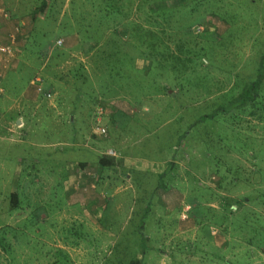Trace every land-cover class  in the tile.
<instances>
[{"label":"rangeland","instance_id":"rangeland-1","mask_svg":"<svg viewBox=\"0 0 264 264\" xmlns=\"http://www.w3.org/2000/svg\"><path fill=\"white\" fill-rule=\"evenodd\" d=\"M0 14V264H264V0Z\"/></svg>","mask_w":264,"mask_h":264},{"label":"crops","instance_id":"crops-1","mask_svg":"<svg viewBox=\"0 0 264 264\" xmlns=\"http://www.w3.org/2000/svg\"><path fill=\"white\" fill-rule=\"evenodd\" d=\"M3 4V0H0V5H2ZM1 14H0V35H3L6 31H7V28H5V24H6V22L1 18ZM11 36V35H10ZM10 38H12V37H10ZM10 38H9V40H10ZM2 40H4V39H2ZM14 46V49H15V53H14V56L13 57H11L10 59H7V57H5L6 58V66H7V68H12V67H14V66H17L18 65V60H16V58L20 55H18V53H17V50L19 51L20 50V48H22V44H15V45H13ZM0 59H1V54H0ZM1 68H2V64H0V71H1ZM9 69H7L6 70V72L5 73H7V71L9 70ZM5 75V74H4ZM4 75H3V77H4ZM2 78V77H1ZM0 78V81L2 80ZM0 88H2V86L0 85ZM6 89V88H5ZM2 92H3V89H2ZM1 93V92H0ZM2 94V93H1ZM23 94H24V92L22 93V97H20V99H19V101H18V104L16 105V103H14V104H11L10 103V95H8V96H5V95H2V97H1V95H0V116H2L3 115V112L6 110H14V116H15V120H16V128H23V126H24V120H23V118H22V116H24V115H22L21 113L19 114V115H17V112H19L20 110H22V112H23V108H24V106H23V102H24V104L26 103V104H29V103H32V101L31 100H26V99H23ZM24 100V101H23ZM34 103V102H33ZM4 105V107H2L1 105ZM20 105V106H19ZM33 105V104H32ZM7 107V108H6ZM15 107V108H14ZM18 107H20V108H18ZM4 110H2V109ZM6 108V109H5ZM33 111H35V110H33ZM13 118V117H12ZM22 118V119H21ZM98 134H100L98 131H96ZM24 137V136H23ZM103 165H105V166H107L106 164H103ZM69 197H71L72 198V193H69ZM74 200H76V199H74ZM74 202V201H73ZM186 206H188L189 207V205H186ZM185 207V206H184ZM189 210V209H188ZM88 212L89 211H87L86 213H85V215L84 216H87V214H88ZM93 214H95L94 212H92ZM89 216V215H88ZM185 219V218H184ZM98 226V225H97Z\"/></svg>","mask_w":264,"mask_h":264},{"label":"built area","instance_id":"built-area-1","mask_svg":"<svg viewBox=\"0 0 264 264\" xmlns=\"http://www.w3.org/2000/svg\"><path fill=\"white\" fill-rule=\"evenodd\" d=\"M61 41H62L61 39L57 40L58 43H61ZM13 45L14 44H13V39L12 38H10L9 42H4V41H2V39H0V54L4 55L5 57H7V59H10L11 57H13L14 56V50H15ZM36 80H40L39 77H36ZM37 90L39 91L40 88L37 87ZM0 91H1V89H0ZM45 95L50 96L49 93H46ZM97 131L100 134H105L106 133V130L103 127H99V128L97 127ZM107 153L108 154H115L114 151H111V150L109 152H107ZM188 209H189V207L185 206L183 211L187 212ZM185 216H186L185 213H183L182 214V217H183L182 219H184Z\"/></svg>","mask_w":264,"mask_h":264},{"label":"trees","instance_id":"trees-1","mask_svg":"<svg viewBox=\"0 0 264 264\" xmlns=\"http://www.w3.org/2000/svg\"><path fill=\"white\" fill-rule=\"evenodd\" d=\"M260 67H262V62L260 63ZM260 69V68H259ZM255 84V83H253ZM250 96L249 94H247V97ZM246 100V97H242L241 101ZM100 164H106L108 166H110V162L108 160L105 159H100ZM9 198H10V205L11 207H17V193L12 192L9 194ZM0 245L3 247L4 250H6V247L4 245V243L0 240Z\"/></svg>","mask_w":264,"mask_h":264}]
</instances>
